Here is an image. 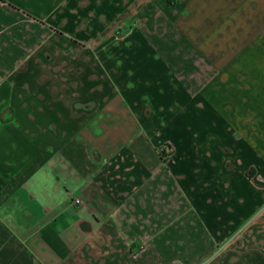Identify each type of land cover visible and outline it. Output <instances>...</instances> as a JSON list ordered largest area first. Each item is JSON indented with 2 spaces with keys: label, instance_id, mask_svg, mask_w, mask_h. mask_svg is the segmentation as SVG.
Here are the masks:
<instances>
[{
  "label": "crops",
  "instance_id": "1",
  "mask_svg": "<svg viewBox=\"0 0 264 264\" xmlns=\"http://www.w3.org/2000/svg\"><path fill=\"white\" fill-rule=\"evenodd\" d=\"M0 264H264V0H0Z\"/></svg>",
  "mask_w": 264,
  "mask_h": 264
},
{
  "label": "rangeland",
  "instance_id": "2",
  "mask_svg": "<svg viewBox=\"0 0 264 264\" xmlns=\"http://www.w3.org/2000/svg\"><path fill=\"white\" fill-rule=\"evenodd\" d=\"M165 149V150H164ZM164 149L162 148V149H159V153H162L163 155H165V156H172V149L171 148H169V147H167V146H164Z\"/></svg>",
  "mask_w": 264,
  "mask_h": 264
},
{
  "label": "built area",
  "instance_id": "3",
  "mask_svg": "<svg viewBox=\"0 0 264 264\" xmlns=\"http://www.w3.org/2000/svg\"><path fill=\"white\" fill-rule=\"evenodd\" d=\"M74 203H75L76 205H81V204H82V199H81V198H75V199H74Z\"/></svg>",
  "mask_w": 264,
  "mask_h": 264
}]
</instances>
